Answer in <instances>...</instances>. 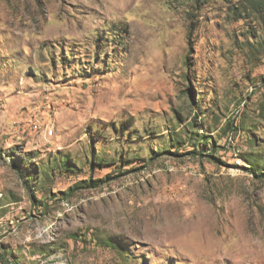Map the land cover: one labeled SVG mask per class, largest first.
<instances>
[{
  "label": "rangeland",
  "instance_id": "374dc122",
  "mask_svg": "<svg viewBox=\"0 0 264 264\" xmlns=\"http://www.w3.org/2000/svg\"><path fill=\"white\" fill-rule=\"evenodd\" d=\"M264 9L0 0V264H264Z\"/></svg>",
  "mask_w": 264,
  "mask_h": 264
},
{
  "label": "trees",
  "instance_id": "16d2710c",
  "mask_svg": "<svg viewBox=\"0 0 264 264\" xmlns=\"http://www.w3.org/2000/svg\"><path fill=\"white\" fill-rule=\"evenodd\" d=\"M250 2H253V7L264 9V0H250ZM262 174L264 175V173Z\"/></svg>",
  "mask_w": 264,
  "mask_h": 264
}]
</instances>
